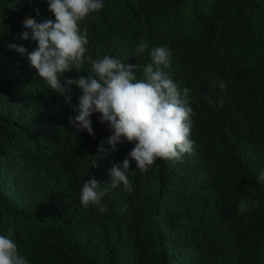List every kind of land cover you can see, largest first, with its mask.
<instances>
[{
    "label": "trees",
    "instance_id": "1",
    "mask_svg": "<svg viewBox=\"0 0 264 264\" xmlns=\"http://www.w3.org/2000/svg\"><path fill=\"white\" fill-rule=\"evenodd\" d=\"M29 16L55 19L47 0H0V235L27 264H264V0H104L80 22L93 60L146 65L151 48L167 46L163 71L190 89L195 113L192 153L143 173L132 160L133 191L107 192L104 213L81 204L83 182L94 174L108 188V170L135 144L91 168L111 131L93 113L95 138L76 133L72 107L8 47ZM141 41L149 50L137 56ZM81 71L65 75L91 65ZM242 200L260 206L240 214Z\"/></svg>",
    "mask_w": 264,
    "mask_h": 264
},
{
    "label": "clouds",
    "instance_id": "2",
    "mask_svg": "<svg viewBox=\"0 0 264 264\" xmlns=\"http://www.w3.org/2000/svg\"><path fill=\"white\" fill-rule=\"evenodd\" d=\"M47 3L55 19L37 22L34 17H26L25 29L20 34L23 41L9 43L8 47L15 49V54L36 70L46 86L63 96L78 113L69 117L76 133L87 131L95 138L91 117L93 113H100L99 121L108 125L111 135L99 142L97 154H94L97 158L92 161L91 168L98 167L97 160L107 158L117 150V145L135 144L122 163H113L108 170V188L101 190L100 180L94 174L83 182L81 204L84 207L91 204L104 213L107 208L102 198L107 192L121 184L129 193L133 191L127 175L132 160L143 173L157 158L178 161L192 153L194 142L190 137L195 113L190 106V89H180L163 71L171 67L167 46L151 48V63L146 65L124 63L123 55L118 54L95 60L85 55L89 39L87 29H82L80 22L99 12L104 0H47ZM6 28L3 24L0 29ZM0 45H7V39L1 37ZM147 50L149 43L141 41L134 51L139 56ZM86 62L91 65L90 75L78 78L65 75L73 70L82 72ZM137 73H141L142 78H138ZM219 87L224 91L227 86L221 81ZM77 90L78 102L74 104L72 98ZM208 102L215 107L213 101ZM259 181L264 182V171ZM259 206L258 202L242 200L238 210L243 214ZM0 264H27L25 257L18 254L17 243L10 235H0Z\"/></svg>",
    "mask_w": 264,
    "mask_h": 264
},
{
    "label": "bare ground",
    "instance_id": "3",
    "mask_svg": "<svg viewBox=\"0 0 264 264\" xmlns=\"http://www.w3.org/2000/svg\"><path fill=\"white\" fill-rule=\"evenodd\" d=\"M73 116H74V112H70L69 115H68V120H69V117H73Z\"/></svg>",
    "mask_w": 264,
    "mask_h": 264
}]
</instances>
